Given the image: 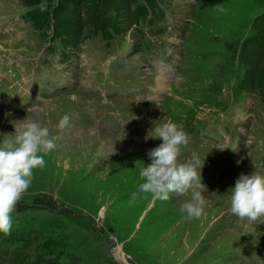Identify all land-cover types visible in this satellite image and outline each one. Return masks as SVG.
I'll list each match as a JSON object with an SVG mask.
<instances>
[{
    "label": "rangeland",
    "instance_id": "obj_1",
    "mask_svg": "<svg viewBox=\"0 0 264 264\" xmlns=\"http://www.w3.org/2000/svg\"><path fill=\"white\" fill-rule=\"evenodd\" d=\"M196 1L159 0L168 5V22L150 47L129 26L124 39L108 47L84 43L68 66L72 62L39 57L51 44L43 36L50 31L32 28L23 0H0V30L11 31L0 34V135L11 139L15 127L38 122L59 136L18 201L11 232H0V264H264V218L241 220L227 194L241 173L264 172V99L248 79L259 54L251 47L264 27V19L258 21L264 0ZM192 33L199 40L181 50L189 67L171 94L159 104L127 101V84L141 79L135 95L140 89L141 98L152 96L160 61L174 82L177 61L169 54ZM190 50L201 55L190 57ZM41 68L42 82H31L29 74L24 80ZM24 81L30 102L16 99ZM227 81L234 91L223 107L214 94ZM64 113L72 123L60 130ZM165 117L190 136L179 159L205 160L198 218L181 210L192 189L167 200L139 192L140 170L161 143L149 133Z\"/></svg>",
    "mask_w": 264,
    "mask_h": 264
},
{
    "label": "clouds",
    "instance_id": "obj_2",
    "mask_svg": "<svg viewBox=\"0 0 264 264\" xmlns=\"http://www.w3.org/2000/svg\"><path fill=\"white\" fill-rule=\"evenodd\" d=\"M222 9V5H217ZM72 116L64 113L57 122L60 130L71 127ZM11 139L0 135V232L10 233L13 227V213L18 201L29 189L34 170L46 165L45 155L54 151L58 134L38 122H27L20 129L15 127ZM148 139H158V145L151 148V163L143 164L140 170L144 178L139 192L154 199L167 200L170 194H183L192 189L191 199L182 203L181 210L188 217H200L204 212L205 197L198 189H205L202 183V167L199 156L181 161V149L189 143L190 136L183 126L167 117L154 122ZM230 196V211L253 223L264 218V172L254 170L241 173L227 192Z\"/></svg>",
    "mask_w": 264,
    "mask_h": 264
},
{
    "label": "trees",
    "instance_id": "obj_3",
    "mask_svg": "<svg viewBox=\"0 0 264 264\" xmlns=\"http://www.w3.org/2000/svg\"><path fill=\"white\" fill-rule=\"evenodd\" d=\"M158 3L159 0H23L28 22L37 31H50L51 35L45 36L51 41L60 40L64 49L79 47L93 37L112 42L125 37L123 32L129 26L136 35L141 34L144 26L164 19ZM260 34L251 47L259 54L254 56L256 63L248 79L251 88L255 86L264 99V27Z\"/></svg>",
    "mask_w": 264,
    "mask_h": 264
},
{
    "label": "bare ground",
    "instance_id": "obj_4",
    "mask_svg": "<svg viewBox=\"0 0 264 264\" xmlns=\"http://www.w3.org/2000/svg\"><path fill=\"white\" fill-rule=\"evenodd\" d=\"M167 80H166V77H164L161 81H160V91H163L165 90L164 88L167 87ZM166 84V85H165ZM167 89V88H166Z\"/></svg>",
    "mask_w": 264,
    "mask_h": 264
}]
</instances>
